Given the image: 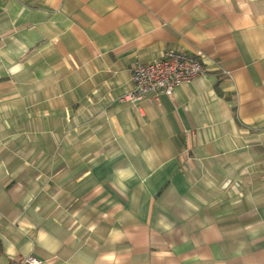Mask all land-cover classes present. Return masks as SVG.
<instances>
[{
	"label": "crops",
	"instance_id": "crops-1",
	"mask_svg": "<svg viewBox=\"0 0 264 264\" xmlns=\"http://www.w3.org/2000/svg\"><path fill=\"white\" fill-rule=\"evenodd\" d=\"M168 50L205 73L125 102ZM264 264V0H0V264Z\"/></svg>",
	"mask_w": 264,
	"mask_h": 264
},
{
	"label": "built area",
	"instance_id": "built-area-1",
	"mask_svg": "<svg viewBox=\"0 0 264 264\" xmlns=\"http://www.w3.org/2000/svg\"><path fill=\"white\" fill-rule=\"evenodd\" d=\"M205 73L203 64L196 58L181 52L165 51L159 60L136 64L130 71L133 91L126 95L125 102H157L160 95L172 97L179 86L189 83ZM6 264H42L30 256L21 261Z\"/></svg>",
	"mask_w": 264,
	"mask_h": 264
}]
</instances>
